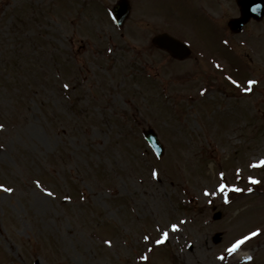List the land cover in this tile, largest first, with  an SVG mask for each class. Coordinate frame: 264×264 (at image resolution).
<instances>
[{
	"label": "rangeland",
	"instance_id": "374dc122",
	"mask_svg": "<svg viewBox=\"0 0 264 264\" xmlns=\"http://www.w3.org/2000/svg\"><path fill=\"white\" fill-rule=\"evenodd\" d=\"M80 2L0 0V185L13 189H0V264H264V190L249 191L264 176V98L247 87L264 71L207 46L234 90L210 56L191 73L148 40H92V27L115 35V0ZM257 226L262 245L229 250Z\"/></svg>",
	"mask_w": 264,
	"mask_h": 264
},
{
	"label": "water",
	"instance_id": "95a60500",
	"mask_svg": "<svg viewBox=\"0 0 264 264\" xmlns=\"http://www.w3.org/2000/svg\"><path fill=\"white\" fill-rule=\"evenodd\" d=\"M240 5L242 6L241 10L243 11L244 16L243 23H246L250 17H255L256 19L261 18L264 9V0H240ZM147 138L157 149L160 148L155 140L156 136L148 134Z\"/></svg>",
	"mask_w": 264,
	"mask_h": 264
},
{
	"label": "snow or ice",
	"instance_id": "6c2138e0",
	"mask_svg": "<svg viewBox=\"0 0 264 264\" xmlns=\"http://www.w3.org/2000/svg\"><path fill=\"white\" fill-rule=\"evenodd\" d=\"M219 66V65H218ZM229 79H231V77H229ZM249 83L250 84H254V83H256V81H249ZM65 87H68L67 85H65ZM249 89H246V91H248ZM4 126L2 125V124H0V129H2ZM259 163L261 164V165H264V159H262V160H260L259 161ZM155 174V173H154ZM222 176H223V174H221ZM253 182L254 183H256V182H258V181H255V180H253ZM37 183V186L39 187L40 186V182L39 181H37L36 182ZM226 187V185H223V184H221L220 185V190L223 192V190H224V188ZM0 189H3L4 191H7V192H12L13 191V189L12 188H10V187H5L4 185H0ZM237 191H239V189H236ZM251 189H249V191H250ZM45 192H48V189H45ZM49 194H51L50 192H49ZM207 194V193H206ZM177 228V225H173V229H176ZM258 233H259V229H257L255 232H253V233H251V235L252 236H255V235H258ZM163 236H164V238H167V236H168V233L167 232H165L164 234H163ZM250 237L249 236H244L242 239H240V240H237L232 246H231V248L229 249L230 251H235L236 250V248H238L241 244H243L246 240H248ZM145 239H148V237H145ZM161 241H157V243H160ZM108 243H111L110 241H108ZM223 257H221V259H222ZM250 259H251V257H250Z\"/></svg>",
	"mask_w": 264,
	"mask_h": 264
},
{
	"label": "flooded vegetation",
	"instance_id": "af4514ba",
	"mask_svg": "<svg viewBox=\"0 0 264 264\" xmlns=\"http://www.w3.org/2000/svg\"><path fill=\"white\" fill-rule=\"evenodd\" d=\"M194 1V4H196L197 3V1H198V4H197V6L199 7L200 6V9H202V10H204V9H206V10H209L210 9V0H193ZM205 11V10H204ZM140 12H142V10L140 11ZM141 15V14H140ZM141 17V20H142V15L140 16ZM203 18L204 19H197L196 20V22H198V24H199V28L198 29H202V28H205V26H206V22H204V20L205 19H207L208 18V16L206 15V13L204 12V15H203ZM131 25H137L138 24V26L140 27V28H142V21H140V22H138V21H136V20H134V21H132L131 23H130ZM206 29H208L209 30V26L207 25V27H206ZM216 30H218L216 27H213L212 28V32H216ZM208 34L210 35V32L208 31Z\"/></svg>",
	"mask_w": 264,
	"mask_h": 264
},
{
	"label": "bare ground",
	"instance_id": "6f19581e",
	"mask_svg": "<svg viewBox=\"0 0 264 264\" xmlns=\"http://www.w3.org/2000/svg\"><path fill=\"white\" fill-rule=\"evenodd\" d=\"M245 255H247L246 253L245 254H240L241 257H245Z\"/></svg>",
	"mask_w": 264,
	"mask_h": 264
}]
</instances>
